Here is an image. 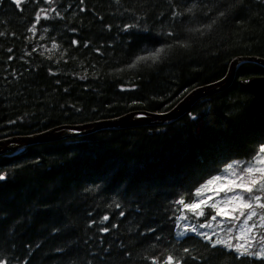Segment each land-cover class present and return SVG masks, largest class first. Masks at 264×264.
<instances>
[{"label": "trees", "instance_id": "1", "mask_svg": "<svg viewBox=\"0 0 264 264\" xmlns=\"http://www.w3.org/2000/svg\"><path fill=\"white\" fill-rule=\"evenodd\" d=\"M173 8L183 20L172 21ZM126 24L136 29L125 32ZM145 45L164 51L133 66ZM239 56L264 58V0H0V140L165 112L191 89L224 78ZM253 75H264V66L242 62L231 86L167 124L105 128L0 155L7 173L0 257L7 264H165L169 255L172 264H264L237 261L196 235L177 239L174 228L175 217L190 211L180 200L193 203L194 189L264 144V98L239 82Z\"/></svg>", "mask_w": 264, "mask_h": 264}, {"label": "snow or ice", "instance_id": "2", "mask_svg": "<svg viewBox=\"0 0 264 264\" xmlns=\"http://www.w3.org/2000/svg\"><path fill=\"white\" fill-rule=\"evenodd\" d=\"M22 0H13V3H15L17 6L21 4ZM58 15V13H57ZM223 15V13H221ZM40 16L39 13L36 15V20L39 21ZM171 19L172 21H177V20H183V16L175 9L173 8L171 12ZM136 29V25L134 24H126L124 26V31L125 32H131V30ZM138 32H142L145 36L148 35L147 30H141L137 29ZM158 35V34H157ZM168 36H172L173 33L168 32ZM76 41H73V44H76ZM57 45L55 43L52 44V48H56ZM85 47H87V44H85ZM146 55H139L136 57L135 61L133 62V66L135 63L142 61V60H157L159 59L160 53L164 51L163 47L157 48L155 51H150L145 45L141 49ZM244 83H249V81H243ZM141 118L144 116L143 113L138 114ZM191 119H196L195 116H191ZM242 169L239 171V174H237L236 170H233L229 173L230 169ZM222 173H224L223 178L227 179L228 175H231L235 179L229 181V185L225 187H221L220 191H225L226 192V200L227 201H245L244 194H251L254 189L257 191H264V144L259 145L258 149L256 150L255 154L253 157L250 158L249 161H237L232 164L227 165V168L221 170ZM7 179V173L5 172H0V181H4ZM222 176L221 175H216L208 179L202 186H200L198 189H194L192 192V198L198 203H191V204H184L183 200H180L179 203L184 206V208L191 210L196 218H199L204 215V212L202 210L197 211L198 209L201 208V205H204L206 202L204 199L201 198L202 193H204L209 186L213 185L217 181H221ZM227 193H232L231 195H227ZM253 197L249 195V201L252 200ZM255 200H260V196L254 197ZM175 203V201L173 202ZM217 203H220L218 201ZM212 209H215L216 214L212 215L210 217L211 221L216 220V216H224L225 218L229 219V221L232 220H238L239 217H234L231 216L228 212H226L224 209H219L217 208V204L213 203L209 205ZM244 206L247 208H252V204L248 201H245ZM117 207L119 208L120 205L117 204ZM125 213L123 211L120 212V216L123 217ZM241 216L244 215L243 212L240 213ZM256 212L252 211L250 212L246 218L243 220L241 227H240V232L236 236L237 241L241 239H246L244 237L243 233L246 231L248 233H252L255 228H257V224L253 223L249 225V221L252 220L254 216H256ZM110 219L108 215H104L101 223L103 224L104 222H107ZM176 219V224L174 225L175 229H178L175 231V236L177 239L180 238H186L190 234H199L201 235L204 239L207 241L211 242L212 241V236L207 235V233H198V229L195 225L191 227L190 233L188 230V222L186 217L182 216H177L175 217ZM261 223L259 224V227H264V216H261L260 218ZM181 222H183V226H181ZM91 223H95V221H92ZM221 224H223V220L220 221ZM91 226V224H90ZM113 227H116V225H113ZM201 228L204 227H211V224H201ZM108 227H102L101 231L103 233H108L109 232ZM151 231H155L152 229ZM232 232V228L228 229L229 237L228 239H218L214 243H210L209 246L212 248H216L217 245H222L225 246L226 250L230 253L235 254V258L237 261H240L242 258L250 257L255 255L257 258L264 259V237H261V248L258 252L253 253L251 251L253 247V241L255 240V237H251V239H248L247 246L243 243H236L235 245L232 244V237L230 233ZM185 252H188V249H184ZM173 257L169 255L167 257V260L165 261V264H172ZM0 264H7V259L4 257H0ZM26 264V262H25Z\"/></svg>", "mask_w": 264, "mask_h": 264}, {"label": "water", "instance_id": "3", "mask_svg": "<svg viewBox=\"0 0 264 264\" xmlns=\"http://www.w3.org/2000/svg\"><path fill=\"white\" fill-rule=\"evenodd\" d=\"M245 61L249 62H255L257 64H260L264 66V58L256 57V56H239L235 58L229 67L228 73L226 76L218 81L208 83L211 84L210 86H218L219 89L217 92L211 94L214 95L220 91H223L227 89L229 86H231L233 80L235 79V74L237 67ZM243 81H249V83H244ZM240 84L253 96L255 100H262L264 98V75H253L249 76L247 78L239 80ZM204 87H198L191 89L188 93L185 94L184 97L181 98V100L170 110H167L165 112L161 113H151V112H143L144 116L141 118L139 115L136 116V124L135 125H129L127 127H133V126H144V125H157V124H167L165 122H172L180 118L181 116H184L186 113H188L191 108L201 99L209 97L211 95H208L206 93L204 94H197L202 91H199L200 89H203ZM197 93H194V92ZM130 113L104 119V120H98L78 125H62L55 128H51L49 130H46L41 133H36L35 135H26V136H15L10 137L6 139L0 140V150L7 149L10 152L13 150H16L18 148L37 144V143H48V142H55L71 137L76 136H83L87 134H91L92 132H95L99 129H103V127H100L101 124H106L114 121H118L121 118L127 116ZM135 116V115H134ZM155 117L163 118V120L155 121ZM124 127V126H123ZM106 128H111V125H106ZM125 128V127H124ZM105 129V128H104ZM73 130H78L77 133L73 132ZM3 152V153H6ZM0 153V154H3Z\"/></svg>", "mask_w": 264, "mask_h": 264}, {"label": "rangeland", "instance_id": "4", "mask_svg": "<svg viewBox=\"0 0 264 264\" xmlns=\"http://www.w3.org/2000/svg\"><path fill=\"white\" fill-rule=\"evenodd\" d=\"M237 161H243V160H234V161L230 162L229 164H232V163L237 162ZM225 168H227V166ZM233 170H236L237 174H239V171H241L242 169H235V168L230 169L229 173ZM217 175L222 176L221 181H217L213 185L209 186V188L204 193H202V196H201V198L204 199L206 203L204 205H201V208L198 209L197 211L202 210L204 212V215L199 217V218H196L194 213L190 210L189 212L183 211L179 216L187 218L189 233H190L191 227L193 225H195L198 229V233H207V235L212 236L211 243H214L218 239H228V237H229L228 229L229 228H232V232L230 233V235L232 237L231 242L233 245H235L236 243H243V244H245V246H247L248 239H251V237L254 236L255 240L253 241V247H252L251 251L253 253L258 252L261 248V243H260L261 237H264V227H259V224L261 223L259 218L261 216H264V191H257L256 189H254V191L251 194H247V193L244 194L245 201H248L252 204V208H250V209L244 206L245 201H227V202H225L226 192L220 191V188L221 187L226 188L229 185V181L233 180L235 178L232 177L231 175H228L227 179H224L223 178L224 173H222V172L217 174ZM231 194L232 193H227V195H231ZM249 195H251L253 197V199L250 201H249ZM256 196H260V200H258V201L255 200L254 197H256ZM218 201H220V203H217ZM193 203H198V201L194 200ZM213 203L217 204V208L224 209L231 216L239 217V219L229 221V219L225 218L224 216L217 215L216 220L211 221L210 218H207L211 212V210L208 209V207H210L209 205H211ZM213 210L215 211V209H213ZM252 211H255L257 215L254 216L252 218V220H250L248 223H249V225L256 223L258 226H257V228H255L253 230L252 233H248L246 231L243 233V235H244V237H246V239H241V240L237 241L236 236L240 232L241 224H242L243 220L246 218V216ZM241 212L244 213L243 216L240 215ZM215 214H216V211L214 213L210 214L209 217H211L212 215H215ZM190 215L192 217H190ZM222 220H223V224L220 223V221H222ZM208 223L211 224V227H204V228L200 227L201 224H208ZM181 226H183V222H181ZM177 230L178 229H176V231ZM190 235H196V236L202 237L199 234H190ZM180 239H182V238H180ZM252 257H256V256L253 255Z\"/></svg>", "mask_w": 264, "mask_h": 264}, {"label": "bare ground", "instance_id": "5", "mask_svg": "<svg viewBox=\"0 0 264 264\" xmlns=\"http://www.w3.org/2000/svg\"><path fill=\"white\" fill-rule=\"evenodd\" d=\"M211 84H205V85H201V86H198V87H204L203 89H200L199 91H202L200 93H197L196 91L194 93H197V94H208V95H211L213 93H215V91L217 92V90L219 89V87L216 85V86H210ZM197 87V88H198ZM202 100V99H201ZM143 112H131L130 114H128L127 116L121 118L120 120L118 121H114V122H110V123H106V124H101L99 125L100 127H103L106 128V125H111V128H129L127 126L129 125H135L136 124V116L138 114H141ZM135 115V116H134ZM155 121H160V120H163V118H160V117H155L154 118ZM165 123H169L168 122H165ZM124 126V127H123ZM133 127H136V126H133ZM99 130H102V129H99ZM97 130V131H99ZM44 132V131H43ZM73 132L77 133L78 130H73ZM96 132V131H95ZM41 133V132H40ZM94 133V132H92ZM35 135V134H34ZM88 135V134H87ZM84 136V135H83ZM76 137H80V136H76ZM71 138H74V137H71ZM65 140V139H64ZM37 144H40V143H37ZM33 145V144H32ZM29 146V145H28ZM25 147L27 146H24V147H21V148H18L16 150H13V151H10V152H6V151H9L8 148L7 149H2L0 150V153H3V152H6L7 154L8 153H18L20 152L21 150H23ZM6 153H3V154H6ZM2 155V154H0Z\"/></svg>", "mask_w": 264, "mask_h": 264}]
</instances>
